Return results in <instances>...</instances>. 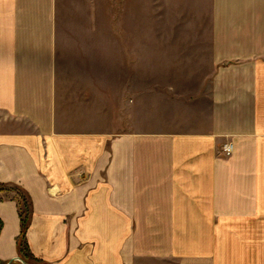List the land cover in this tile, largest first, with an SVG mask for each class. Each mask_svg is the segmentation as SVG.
I'll list each match as a JSON object with an SVG mask.
<instances>
[{"label": "crops", "instance_id": "crops-1", "mask_svg": "<svg viewBox=\"0 0 264 264\" xmlns=\"http://www.w3.org/2000/svg\"><path fill=\"white\" fill-rule=\"evenodd\" d=\"M74 4L0 0V264H22V196L40 264H218L221 231H256L264 255V44L215 35L207 88L164 100L161 127L75 128L61 123L58 74L88 72L76 58L103 56L105 35ZM236 56L250 59L218 67Z\"/></svg>", "mask_w": 264, "mask_h": 264}, {"label": "rangeland", "instance_id": "rangeland-1", "mask_svg": "<svg viewBox=\"0 0 264 264\" xmlns=\"http://www.w3.org/2000/svg\"><path fill=\"white\" fill-rule=\"evenodd\" d=\"M63 1L75 2L69 13L76 20H89L84 29L88 25L90 33L105 35L103 56L76 58L75 64H85L88 72L79 67L73 73L58 74V100L63 102L58 107L63 116L60 122L72 123L75 128L111 132L127 129L131 121L138 129H145L146 124L161 127L164 100L171 98L174 105H170L177 108L179 102L184 106L201 97L207 88L213 74L211 45L215 35L234 40L233 49L237 50L247 45L248 36L254 35V42L264 44V37L257 39V34L264 33V0ZM79 30L75 24L74 31ZM249 59L236 56L218 67ZM179 97L183 101L178 102ZM132 99L137 102L134 120L129 110ZM226 146L230 147L223 145L224 151ZM210 235L217 247L218 264H243V256L244 264H253L258 253L264 257L262 249L251 247L252 239L257 244L256 231Z\"/></svg>", "mask_w": 264, "mask_h": 264}, {"label": "trees", "instance_id": "trees-1", "mask_svg": "<svg viewBox=\"0 0 264 264\" xmlns=\"http://www.w3.org/2000/svg\"><path fill=\"white\" fill-rule=\"evenodd\" d=\"M24 197V196H23ZM23 202L21 204V209H20V234L19 237L17 238V251L18 255L20 258L23 259V261L27 262L28 264H40L37 259H35L32 254L30 253L26 241V232L29 227V221H30V204L28 203L27 199L24 197L22 199Z\"/></svg>", "mask_w": 264, "mask_h": 264}, {"label": "water", "instance_id": "water-1", "mask_svg": "<svg viewBox=\"0 0 264 264\" xmlns=\"http://www.w3.org/2000/svg\"><path fill=\"white\" fill-rule=\"evenodd\" d=\"M16 259L19 260V261H21L22 264H27V263H26L25 261H23L22 258H20V257H17Z\"/></svg>", "mask_w": 264, "mask_h": 264}, {"label": "built area", "instance_id": "built-area-1", "mask_svg": "<svg viewBox=\"0 0 264 264\" xmlns=\"http://www.w3.org/2000/svg\"><path fill=\"white\" fill-rule=\"evenodd\" d=\"M225 150H226V151H229V150H230V147H229V146H226V147H225Z\"/></svg>", "mask_w": 264, "mask_h": 264}]
</instances>
